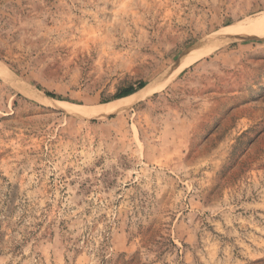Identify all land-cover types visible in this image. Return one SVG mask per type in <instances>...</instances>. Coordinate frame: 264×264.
<instances>
[{
	"label": "rangeland",
	"instance_id": "1",
	"mask_svg": "<svg viewBox=\"0 0 264 264\" xmlns=\"http://www.w3.org/2000/svg\"><path fill=\"white\" fill-rule=\"evenodd\" d=\"M262 15L264 0H0V264H264V27L218 39ZM204 42L130 105L62 102L161 82Z\"/></svg>",
	"mask_w": 264,
	"mask_h": 264
},
{
	"label": "bare ground",
	"instance_id": "2",
	"mask_svg": "<svg viewBox=\"0 0 264 264\" xmlns=\"http://www.w3.org/2000/svg\"><path fill=\"white\" fill-rule=\"evenodd\" d=\"M262 27H264V15L258 18H255L253 20L240 23V24L230 25L228 28H226L221 33H219L220 36L218 37V39L220 40L223 38L235 37V36L241 35L240 33L243 32L244 30L248 32V29L249 31L255 29L256 31ZM216 46L217 44L215 43L210 44L206 42L197 45L187 54V56L180 62V64L176 68H174L172 72L169 75H167L161 82L157 81L154 83L146 84L143 88H140L136 92L120 97L114 100L113 102L100 104L94 107H87V106L78 105L75 103H70L67 101H62V102L69 103L71 105V106H68L67 108L68 110H72V111L80 112L84 114H98V113H103L107 111H113L115 109H119L126 105H130L136 101H139L141 99H144L154 94L156 91H158L163 86H165L180 71L192 65L199 59L211 54Z\"/></svg>",
	"mask_w": 264,
	"mask_h": 264
},
{
	"label": "trees",
	"instance_id": "3",
	"mask_svg": "<svg viewBox=\"0 0 264 264\" xmlns=\"http://www.w3.org/2000/svg\"><path fill=\"white\" fill-rule=\"evenodd\" d=\"M146 85V82L141 81L137 86H128L126 88H124L119 94H117L116 98H120L129 94H132L134 92H136L137 90H139L140 88H143ZM50 96H54L53 93H47Z\"/></svg>",
	"mask_w": 264,
	"mask_h": 264
}]
</instances>
